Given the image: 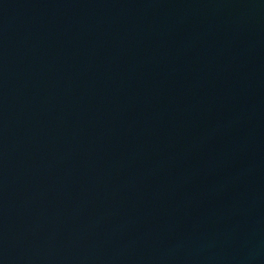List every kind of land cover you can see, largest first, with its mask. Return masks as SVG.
Returning <instances> with one entry per match:
<instances>
[{
	"label": "water",
	"instance_id": "obj_1",
	"mask_svg": "<svg viewBox=\"0 0 264 264\" xmlns=\"http://www.w3.org/2000/svg\"><path fill=\"white\" fill-rule=\"evenodd\" d=\"M0 264H264V0H0Z\"/></svg>",
	"mask_w": 264,
	"mask_h": 264
}]
</instances>
